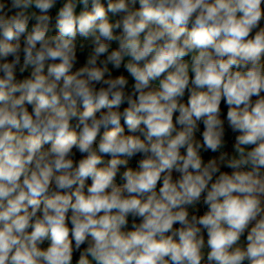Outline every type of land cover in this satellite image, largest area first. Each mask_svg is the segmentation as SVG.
Listing matches in <instances>:
<instances>
[{"label":"clouds","instance_id":"1","mask_svg":"<svg viewBox=\"0 0 264 264\" xmlns=\"http://www.w3.org/2000/svg\"><path fill=\"white\" fill-rule=\"evenodd\" d=\"M58 2L0 0V264H264V0Z\"/></svg>","mask_w":264,"mask_h":264},{"label":"trees","instance_id":"2","mask_svg":"<svg viewBox=\"0 0 264 264\" xmlns=\"http://www.w3.org/2000/svg\"><path fill=\"white\" fill-rule=\"evenodd\" d=\"M108 2H109V0H102V3L105 5V7H107V3H108ZM136 6H137V7L139 6L138 3H137ZM50 14H51L52 17H53L51 27H55V15H56V13H55L54 9L52 10V12H51ZM261 26L264 27V21L261 22ZM78 60H79V62L82 60V54H80V53H78ZM121 71H122V70H121ZM116 74H118V73L114 72V75H116ZM17 78H18V77H17ZM18 79H19V78H18ZM187 96H188V94L186 93V94H185V97H184V101H185V102L187 101ZM126 106H127V105H122V106H121V110H122L123 107H126ZM221 109H222V118H224V117L226 116L227 107H226V105H225L223 102H222V105H221ZM81 110H82V109H81ZM75 123H76V121L74 120V121H73V125H75ZM121 123H122V126L125 127V132L127 133V127H126V125H124L123 120L121 121ZM225 127H226V129H227V122H226V120H225ZM200 129H201V132H202V130H203V125H202V124L200 125ZM103 131H104V130L102 129V130H101V134L103 133ZM234 136H235V134L231 133L230 130H227V131H226V137H225V139H226V143L228 144L229 147H232V146H233V143H234ZM197 137H198V138H201V137H200V133H197ZM47 147H50V145H45V148H47ZM211 154H213V153H203L205 160H207V159L211 156ZM80 158H81V157H80V154H79V153H76V157H75V159L78 161ZM141 158H142V157H141L140 155H137V156L133 157V158L130 159V161H129V166L132 167L133 169H136V168L138 167V161H139ZM109 159H110V157L105 156V157H104L105 163H107V161H108ZM222 170H224V171H229L230 169H223V168H222ZM121 171H123V169H121ZM117 182H118V183H122V181L120 180L119 175L117 176ZM87 183L90 184L91 181L89 180ZM198 208H199V213H198V214H203V212L206 210V207L203 206L202 204H201V205H198ZM130 222H131V221H130ZM244 237H246V234H245ZM244 237H242V238H244ZM205 238H206V233H205ZM82 247H84V246H82ZM78 255H79L78 253H75V254H74V261H73V264H75L76 259H78Z\"/></svg>","mask_w":264,"mask_h":264},{"label":"rangeland","instance_id":"3","mask_svg":"<svg viewBox=\"0 0 264 264\" xmlns=\"http://www.w3.org/2000/svg\"><path fill=\"white\" fill-rule=\"evenodd\" d=\"M61 3H62V0H61V2H58V4L56 5V8L54 9L55 13L58 11L59 7L61 6ZM81 7H82V6H81ZM81 7H78L77 12H79V11L81 10ZM52 33H53V34L55 33V27H52ZM89 51H90V48H88V49L85 50V53L82 54V60L77 64L76 67L82 66V64L85 62L86 54H87V52H89ZM78 53H79V51H78ZM29 71H30V70H29ZM23 75H25V76L28 75V72L24 73ZM18 78L21 79V78H23V77L18 73ZM130 83H131V80H130ZM221 151H227V152L231 155L232 152H233V147H229L228 144L226 143L225 148H223ZM216 155H218V153H213V154H211V156H216ZM176 175H177V174L174 173V177H175ZM245 239H246V237L241 238V242L243 243V242L245 241Z\"/></svg>","mask_w":264,"mask_h":264},{"label":"built area","instance_id":"4","mask_svg":"<svg viewBox=\"0 0 264 264\" xmlns=\"http://www.w3.org/2000/svg\"><path fill=\"white\" fill-rule=\"evenodd\" d=\"M229 171H231V170H229ZM178 175V174H177Z\"/></svg>","mask_w":264,"mask_h":264}]
</instances>
